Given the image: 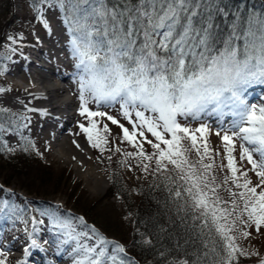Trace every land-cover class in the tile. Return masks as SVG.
<instances>
[{"label":"snow or ice","instance_id":"6c2138e0","mask_svg":"<svg viewBox=\"0 0 264 264\" xmlns=\"http://www.w3.org/2000/svg\"><path fill=\"white\" fill-rule=\"evenodd\" d=\"M40 3L58 7L64 13L78 69V113L90 125L81 123L79 127L87 134L91 146L104 151L109 141L101 135L94 119L107 114L90 110L88 105H119L131 130L110 115L107 119L119 124L123 140L138 149L125 155L138 156L145 172L149 164L143 161L155 159L153 171L169 173L165 180L176 185L168 191L183 201L177 211L191 217L203 247L194 254V259L172 264H235L238 254L246 255L232 234L237 220L251 222L257 231L264 225V106L249 104L242 91L250 83H264V16L250 15L245 23L237 18L222 41L223 47L217 48L216 26L205 0H40ZM42 23L49 27L47 20L42 19ZM4 91L0 88V92ZM226 108L237 119L223 130L221 137L227 164L214 166L204 139L208 128L201 125L195 129L202 140L201 151L196 134L181 126L178 117L196 119L205 113L223 116ZM9 112L0 108L5 118ZM19 119L28 117L21 115ZM145 129L159 141L147 139L157 150L151 154H146L144 145L137 140L138 136L146 139ZM103 131H109L107 124L103 125ZM167 134L171 139L166 138ZM236 141L240 142V159L246 160L259 177L255 186L247 178V171L237 175L232 155ZM193 152L196 159L191 158ZM215 167L221 173L226 168L231 178L225 174L218 182ZM240 176H244L243 183L239 182ZM229 179L236 189L243 191L225 187L228 193L225 199L217 189L227 185ZM9 207L6 201L0 202V213ZM245 214L246 219H242ZM45 215L62 232L57 251L69 245L73 264H117L116 256L106 247L110 241L94 228L91 235L82 231L80 225L86 226L82 217L78 218V225L55 211ZM38 247L45 250L32 239L25 254ZM115 250L124 252L119 244ZM6 255L0 251V257ZM0 264H6V259H0Z\"/></svg>","mask_w":264,"mask_h":264},{"label":"rangeland","instance_id":"374dc122","mask_svg":"<svg viewBox=\"0 0 264 264\" xmlns=\"http://www.w3.org/2000/svg\"><path fill=\"white\" fill-rule=\"evenodd\" d=\"M33 1H36V5L33 4ZM37 9H40V11L38 12ZM12 10L15 11V15L12 20L4 26V23L11 15ZM41 18L49 22L48 28H45ZM54 22L59 24L57 25L58 27L65 28L66 34L63 33V38L67 43L66 45L71 48V37L67 30V25L64 23V14L58 7L49 8L47 5L40 3V0H0V31L3 28L4 32V37L0 44V71L3 72V75H0V88L6 90L0 92V108H7L10 110L7 114V118H5V114L0 113V125H2L0 133H2L4 137L2 143L11 153H16L23 148L29 154L36 156L35 158L38 159L36 160V163L39 162L43 168L47 169L48 175H50L51 179V182L47 180L42 186L40 183L41 180L35 179L33 181V179H27L25 176L11 175L12 172L8 169H0V202H7L10 206L7 208L8 211L12 210L19 213L24 206L29 210V213H24L23 211V214L16 221L8 222V217L3 218L2 220L7 219L5 220L7 223L4 225L0 224V238L10 233H13V236L18 235L20 238L26 237L28 221L33 215V212H30V210H35V213L44 216L43 218H40V221H43V223H40V221L38 222L36 227L37 231L41 230L43 224H47L50 226L48 229H52V235L55 236L56 239H63L62 232L54 226L50 216L45 215V213L55 211L60 217L74 220L78 225V218H80V215H84L88 222H94L96 226L90 227L86 224V226L80 225L82 231L89 232L91 235V230L88 229L94 228L102 236L107 235L109 237L110 235V237L118 241L119 245L125 248L124 245L128 244V240L131 238L133 218L126 210V206L121 198L117 196L106 197L110 186L108 175L103 167L106 164V161L100 153L101 150L91 146V143L87 139V134L82 132L79 127L81 123L85 124L86 127L90 125L88 119L80 116L78 113V107L80 104L78 99V89H76L77 94L72 99L75 102V105L73 106L74 110L71 109V113L74 114L72 117V123L67 124L65 122L67 112H61L60 114L56 113L57 116L59 115V118L53 121L50 115L39 110V108L44 107L42 105L45 103L39 101L35 94H33V91H38V89L46 91L43 87L41 88L38 85L36 88H21V86L16 88L17 84L14 85L10 82V80H17L18 83L19 81L21 83L22 79L19 77L16 79L17 72H22V70H24L25 74L28 73L27 68L31 65H29V63L26 64L21 60L24 52H28L29 50L33 51V46H35L38 41L49 47L47 42L50 41L46 36L51 37V34H54V29L51 30L52 23ZM42 49H46V52L54 50L52 46L48 49L42 47ZM36 54H38V51ZM39 59H37L39 62H43L44 64H47V66H50L48 63ZM59 69L65 76H68V73L78 71L75 67V61L70 67ZM39 70L41 72L44 71L45 74L47 72L41 68H39ZM46 75L50 77L51 80L55 78L54 76H52L53 79L51 78L50 72H47ZM67 80L69 81L70 79L66 78L64 83H67ZM50 89H53L51 93L55 104H64L68 102L64 100L61 101V93H58V96L55 92V88L52 87ZM263 91L264 89H258V91L252 92L248 96V98L250 97L251 100H253V103L258 107L264 106V100H262ZM38 96H48V93L43 94L38 91ZM88 106L90 110L102 111L107 114L104 117L94 118L101 135H107L108 133L111 138L113 137L114 140L117 139V143H120L121 139L123 140V134L119 124H112V122L107 119L108 115L112 116L118 120L120 124H123L131 130V124L123 117L119 105L112 107H97L94 103H90ZM29 109H36V111H29ZM228 113L229 112L224 109V115L222 116L224 120H226ZM12 114H15V116ZM21 115L28 117V119H19ZM209 115V119L179 117L182 120L179 121L181 126L188 127L194 133L196 128L205 125L208 128V132L205 133L204 139H206L211 153H222L227 155L224 145L221 144V137L223 135V130L231 127L232 121L226 126H222L218 118V116L221 115L211 113ZM105 124L108 125L109 129L106 133L103 131V125ZM24 125L27 126L25 127ZM144 131L146 139L138 136V142L144 145V151L146 154L156 152L157 150L149 146L146 141L147 139L152 140L153 143H159V141H157L151 133H148L146 129ZM217 132H220L221 135H216ZM195 134L198 137V146H201L202 151L203 148L200 135L199 133ZM61 136H64L65 139H70L72 145L76 146L83 144L84 147H87L92 151L94 165L100 166V184H104V179L108 180V186L104 193L99 191V185H96L78 169L77 163L70 161L67 156L65 157L60 154L61 151L59 150L57 143L58 138ZM166 138L171 139V135L167 134ZM239 145L240 142L236 141V147L233 152L240 149ZM124 146L128 152H136L138 150L127 141H124ZM9 149H14V151H10ZM194 153L195 152H193V154ZM143 162L149 161L146 160ZM2 163L3 160L0 164ZM234 163L237 169L240 170L241 168H244L242 172L247 171V178L252 181V186H255L259 182V177H257L251 170V165L247 164L246 160H243L241 165L235 161ZM124 173L132 185H135L138 180L143 178L141 161L138 156L125 157ZM242 178L244 180L243 176ZM257 190L260 191L259 188ZM86 210H89L91 214L87 215L85 212ZM45 216H47V218H45ZM248 226L250 227L246 228V232L249 233V235L244 237L242 242L247 244L248 254H258V259H263L264 225H261L258 231L255 225ZM107 227H109V229ZM30 231H32V229H30ZM56 231H60L61 233L58 234ZM108 249L111 250L112 255L116 256L117 261L121 260L119 257L120 252L115 250V245L111 244ZM3 250L4 249H0V251ZM0 259H6L7 264L9 258L0 257ZM70 260L73 259H65L64 264H68V261ZM16 263H19L18 260L12 259V264Z\"/></svg>","mask_w":264,"mask_h":264},{"label":"trees","instance_id":"16d2710c","mask_svg":"<svg viewBox=\"0 0 264 264\" xmlns=\"http://www.w3.org/2000/svg\"><path fill=\"white\" fill-rule=\"evenodd\" d=\"M205 2L209 6L208 12L212 15L213 23L216 26L214 31L217 36L215 44L217 48L223 47L222 41L230 33L231 25L237 18H239L240 23H245L250 15L264 16V2L262 0H205ZM33 4L36 5V1H33ZM263 85L264 83L253 82L244 86L243 96L247 91L252 90V87L261 88ZM102 136L109 141L108 144L104 145L105 150L100 151L106 160L104 169L110 180L106 197L117 196L121 198L126 210L133 218L131 238L128 241L130 242L129 250L134 256L135 262L128 261L125 264H172V262L182 259H194V254L203 247L201 238L198 235V229L192 227L193 220L191 217L177 211L178 205L183 201L168 191V188L176 187L174 184H168L165 180V176L169 173L154 172L155 159L143 162L149 164V170L145 172L141 164L143 178L132 185L124 173V161L127 157L125 153L128 152L124 146V141L121 139L120 143H117V139L114 140L108 133ZM223 145L225 148V144ZM149 146L151 145L149 144ZM163 146L165 145L162 144L161 147ZM117 147L120 148L119 152L115 151ZM211 154L214 166L222 163L227 164V155L222 153ZM232 155L235 158L234 161L241 165L240 151H235ZM35 157L23 148L16 153H10L0 140V163L3 160L0 169H8L12 172L11 175L25 176L27 179H33V181L35 179L41 180L40 183L43 186L45 181L51 182L50 175L39 162L36 163L38 159ZM191 158H197L195 153L191 154ZM243 169H238L237 175ZM215 174L218 176V182L219 178L225 174L231 178V172L226 168L224 173H221L220 169L215 167ZM243 181L242 176H240L239 182L243 183ZM225 187L231 188L233 191H243V189H236L229 179L227 185L217 189L225 199L228 198V193L224 190ZM85 212L87 215L91 214L89 210ZM236 215H239V212ZM242 219H246V214ZM248 225L254 226L251 222L245 224L237 220L232 233L236 237L237 246L246 253V255L238 254L235 264H264V258L258 259V254H248L247 244L242 242L245 237L243 233L246 232V228L250 227ZM107 228L109 229V227Z\"/></svg>","mask_w":264,"mask_h":264},{"label":"bare ground","instance_id":"6f19581e","mask_svg":"<svg viewBox=\"0 0 264 264\" xmlns=\"http://www.w3.org/2000/svg\"><path fill=\"white\" fill-rule=\"evenodd\" d=\"M51 27V25H50ZM47 39H55L54 34H51V37L46 36ZM47 44H49L47 42ZM60 52H68L66 50L65 47H61L60 49H57V53L56 56L58 57ZM55 54L53 55L52 53L46 52V51H41V55L42 57H44L46 59L47 62L50 63V67L52 66V68H54L53 70H51L50 74L52 76H54L56 79L60 80V79H66L68 78V76H65L61 73L60 69L55 68L53 66H55V59L53 57H55ZM24 63L28 64V63H33V61H31V59H28L27 57L23 56L21 59ZM44 70V69H43ZM49 72V71H47ZM46 72V74H47ZM44 73V71H42V73L40 72V77L43 81L42 84H40L39 86L42 87L47 90L48 92V96H43L40 97L38 96V91H33V94H35L36 98L41 101L44 102L45 104L42 106L47 107V114L50 115L52 117V120H57L59 118V115L57 116L56 113H61V112H67L66 118H65V122L68 124L72 123V117L74 114L71 113V109L74 110L73 106L75 105V102L73 100L68 101L67 103H60V105H55V102L53 101V95H52V90L50 88H55V92L58 93H62L64 92V90H62L61 86L57 84H55L53 82V80L50 79V77H48ZM16 88H19V86L17 85ZM37 90V89H35ZM66 92H64L63 94H65ZM59 96V94H58ZM68 96V95H67ZM65 96V97H67ZM71 143V144H70ZM59 146V150L61 151V155H64L65 157L67 156V158L72 161L77 163V167L78 169L85 174V176H87L88 178H90L96 185H99V191L104 193L107 186H108V180L104 179V184H100V166L94 165V160H93V153L92 151H90L89 148L84 147L83 144L79 145V147H77V145H72V142L70 141V139H65L64 136H61L60 138H58V143ZM61 259V258H60Z\"/></svg>","mask_w":264,"mask_h":264},{"label":"water","instance_id":"95a60500","mask_svg":"<svg viewBox=\"0 0 264 264\" xmlns=\"http://www.w3.org/2000/svg\"><path fill=\"white\" fill-rule=\"evenodd\" d=\"M14 15H15V11L12 10L11 15H10L9 18L5 21L4 26H5L6 24H8V23L12 20V18H13ZM3 37H4V32H3V28H2V30L0 31V44L2 43Z\"/></svg>","mask_w":264,"mask_h":264}]
</instances>
